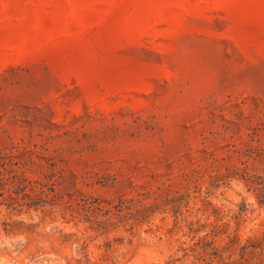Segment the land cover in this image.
I'll use <instances>...</instances> for the list:
<instances>
[{
	"label": "rangeland",
	"instance_id": "obj_1",
	"mask_svg": "<svg viewBox=\"0 0 264 264\" xmlns=\"http://www.w3.org/2000/svg\"><path fill=\"white\" fill-rule=\"evenodd\" d=\"M0 264H264V0H0Z\"/></svg>",
	"mask_w": 264,
	"mask_h": 264
}]
</instances>
